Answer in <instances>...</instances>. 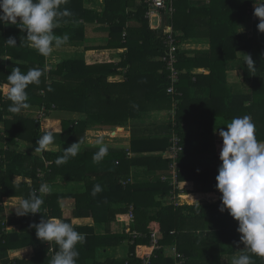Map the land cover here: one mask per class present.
<instances>
[{"label": "trees", "instance_id": "16d2710c", "mask_svg": "<svg viewBox=\"0 0 264 264\" xmlns=\"http://www.w3.org/2000/svg\"><path fill=\"white\" fill-rule=\"evenodd\" d=\"M86 1L61 4V10L71 15L61 19L54 33L67 34L69 40L62 46L75 50L64 51L59 60L50 61L52 66H48L50 55L28 46L26 33L16 25L0 24V123L4 125L0 139L6 145L0 150V264H49L59 251L55 242L41 241L30 227L40 222V213L21 217L13 205H6L7 198H27L33 189L43 196L41 211L46 218L70 223L63 217L60 201L73 196L74 215L94 219L95 226L74 227L86 234V243L77 245V264H143L147 254L152 256L150 264H176L170 252L174 246L184 255L183 264H231L245 247L239 243L238 221L227 210L219 211L221 201L191 203L198 196L189 194L186 182L194 183L192 191L219 192L216 176L222 161L215 135L233 118L249 116L257 140L264 142V33L257 28L255 0H212L202 8L193 3L203 0H174L172 16L165 15V28L173 24L179 46L175 64L179 79L173 95L167 90L171 73L162 60L167 35L164 28L150 27L144 0H104L93 8L85 6ZM195 11L201 14L192 15ZM88 29L105 32V40L93 44ZM9 37L18 45L8 46ZM197 38H208L210 49L193 53L182 48L184 42ZM118 49L123 51L110 57L88 53ZM246 55L252 57L255 71L249 72L244 64ZM113 58L119 61L114 63ZM17 67L23 73L31 68L44 72L39 85L26 89L36 118L27 109L8 111L7 75ZM237 71L240 81L229 79ZM118 75H123L121 82L109 81ZM43 107L45 115L40 116ZM153 112H165L167 118L157 116L145 126L136 122ZM53 118L62 124L61 132H53V146L58 148L34 152L36 141L48 132L43 129L45 119H50L49 127L56 123ZM130 125V147L108 148L101 161H94L98 147H86L87 132L95 126ZM174 138L181 139L184 147L177 159L180 187L171 183L173 160L164 155ZM78 140V155L58 165L63 149ZM23 142L31 148L23 151ZM163 175L168 179L163 180ZM18 177L22 180L16 182ZM58 179L83 184L84 191L74 195L51 191L50 184ZM42 183L49 188L46 194L38 191ZM96 185L101 190L93 195ZM116 224L120 228L115 229ZM154 231L158 244L152 243ZM26 247L33 249L30 259L10 257V251ZM120 247L126 249L125 255L106 254L100 260L99 251ZM248 254L253 264H264V257Z\"/></svg>", "mask_w": 264, "mask_h": 264}, {"label": "clouds", "instance_id": "9594fccd", "mask_svg": "<svg viewBox=\"0 0 264 264\" xmlns=\"http://www.w3.org/2000/svg\"><path fill=\"white\" fill-rule=\"evenodd\" d=\"M67 0H0V24L16 25L26 33L28 46L43 56H49L54 48H59L68 40L67 34L58 36L54 29L63 17L70 16L60 6ZM254 15L259 18L258 30L264 33V0H255ZM163 26V25H162ZM155 30V29H154ZM11 47L17 46V40L9 37L5 40ZM182 48L185 46L182 44ZM244 64L249 72L255 71L254 61L250 55ZM44 72L40 68H31L27 73L14 68L7 75L9 83L8 100L11 101L8 111L20 113L28 109L29 97L26 89L31 85H39ZM51 90V89H49ZM226 129L218 128L222 138L220 160L216 176L217 189L221 193L220 212L225 210L238 221L237 231L241 234L239 243L244 244V251L234 257L231 264H253L251 255L264 257V142H259L255 135V124L249 116L235 117L226 125ZM52 131L45 132L36 141L34 152L42 153L54 145ZM99 145L93 159L101 161L108 154V147L103 138L95 141ZM80 141L63 149L58 157V165L66 163L78 155ZM101 190L99 185L93 189V195ZM39 193L46 194L49 188L41 184ZM44 204L42 195L33 189L27 198H22L15 209L17 216H29L40 213L42 218L38 224H32L36 237L41 241L55 242L59 251L51 258L49 264H77L79 251L77 245L86 243V234L79 233L71 223L58 218H46L41 209Z\"/></svg>", "mask_w": 264, "mask_h": 264}, {"label": "crops", "instance_id": "0c3cea01", "mask_svg": "<svg viewBox=\"0 0 264 264\" xmlns=\"http://www.w3.org/2000/svg\"><path fill=\"white\" fill-rule=\"evenodd\" d=\"M212 0H203V1H196L194 4L195 7H199L202 8L204 5H210ZM202 5V6H201ZM255 6V4H254ZM199 15L201 14L199 11H195L194 13H192V15ZM196 21H199V19H197L195 17ZM195 27V26H194ZM205 29H203L202 33H205ZM197 32H201L200 30H198ZM185 46V50H190L191 52L194 53V51H201V50H209L210 49V42L208 41V38H197L196 41H187L183 43ZM65 51H69V48H74L71 46H63ZM75 50V49H74ZM100 51H105V50H99V51H91L94 54H99L98 52ZM108 51H114V50H108ZM123 50L119 49L116 50L114 52H122ZM64 52V51H62ZM241 72L237 71L236 73H232L229 75V79H231L232 81H240L241 79ZM236 77V80L234 79ZM123 75H118V76H110L109 77V81L111 82H121L123 80ZM69 115V113H67ZM161 115V113L158 112H153L150 115H146L145 117H143L140 121H136L139 122L142 126H145L147 123H151V121L155 118H157V116ZM153 118V119H152ZM50 120V119H49ZM58 120V119H54ZM61 121V119H59ZM137 124V123H136ZM59 128L57 130H52L50 129V131L52 132H61L62 131V124L60 122L59 124ZM131 125L130 126H124V127H119L117 129H111V128H100L99 126H95L92 127L88 132V136H87V141L86 143H84L86 145V147H99V145L95 144V141L97 139L103 138V142L104 145H106L108 148H129L130 144H131ZM224 130H227L226 128H224ZM215 139H216V150L218 155H220L221 152V148H222V138L219 136L218 132L215 135ZM57 146H52L50 147V149H57ZM146 155V154H145ZM159 172H155V174L157 175ZM152 175V174H151ZM150 175V176H151ZM21 177H18L16 179V182L21 181ZM187 186H189L190 190L192 193H189L191 195H197L198 199H195V203H210V202H218L221 201L220 197H221V193L220 192H197V191H192L195 189V185L192 182H186ZM50 190H54V191H58L62 194H66V195H74L75 193L78 192H83L85 186L83 184L80 183H75V182H69V181H62L60 179H58L57 182L50 184ZM183 187V186H182ZM183 193L179 194L182 195ZM178 195V196H179ZM10 200L12 202V204H19L20 199L22 198H7L6 200ZM61 204V208L63 210V217L70 219V223L74 226V227H86V226H95V222L94 219L92 217L89 216H83V217H77L74 215V210H75V198L73 196L70 197H64L61 199L60 201ZM121 220V218H120ZM115 229L120 228L119 224H116ZM125 248L120 247L118 250H114L113 248L109 249V251H99V257L100 260H103L105 258L106 254H110V255H114L116 257L119 256H123L125 255ZM21 253L22 256H18L16 254ZM103 253V254H102ZM10 257L12 258H27L30 259L34 252L33 249L31 247H26L20 250H12L9 252ZM16 255L17 257L13 256ZM238 254H235V257Z\"/></svg>", "mask_w": 264, "mask_h": 264}, {"label": "built area", "instance_id": "2783aa9c", "mask_svg": "<svg viewBox=\"0 0 264 264\" xmlns=\"http://www.w3.org/2000/svg\"><path fill=\"white\" fill-rule=\"evenodd\" d=\"M89 1V0H88ZM104 2V0H102ZM91 2V1H90ZM92 3H94V0H92ZM144 3L148 5V10L146 12V17L150 20V27L152 29L158 30L160 28H164L165 34L167 35V39L165 40V44L167 46L165 54L162 56V60L167 63V68L170 70V77H171V85L168 87V93L175 94L176 88L175 83L179 79V71L177 70L175 64L178 61L177 58V51H178V44L175 38L174 34V27L173 24L169 23L167 27L165 28V15L169 14L171 15L174 12V0H144ZM172 16V15H171ZM164 18V20H163ZM157 19V24L154 23V20ZM163 25V26H162ZM44 107L39 111L40 116L45 115ZM49 131V129H46ZM184 150L183 145L181 144V139L174 138L172 146L168 149V151L164 154L165 156L171 158L173 160L171 164L170 169V179L171 183L175 185L176 187H180V183L178 180V168H177V159L180 153ZM163 180H167L168 176L163 175ZM30 181V180H29ZM31 182V181H30ZM130 217H134L133 213V206L130 207ZM152 243L158 244L159 241V235L156 231L151 233ZM170 253L172 256H174L176 259V264H183L185 263V257L183 254L178 252L176 247H172L170 249ZM151 254H147L144 258L143 264H150L151 261ZM180 260V261H179Z\"/></svg>", "mask_w": 264, "mask_h": 264}, {"label": "rangeland", "instance_id": "374dc122", "mask_svg": "<svg viewBox=\"0 0 264 264\" xmlns=\"http://www.w3.org/2000/svg\"><path fill=\"white\" fill-rule=\"evenodd\" d=\"M101 3L103 4V1L102 0H94V3H92V1L90 2V1L87 0L86 3H84V5L87 6V7H89V8H93V7H95V5H99V4L101 5ZM154 23L157 24V19L154 20ZM88 31H89V33L87 34L88 37L95 40V41L93 40L94 41V42H92L93 44H95V45L101 44V42H103L105 40V37H104L106 35L105 32H102L101 30H99V31H92L90 29H88ZM74 49L75 48H69V51H74ZM62 51H65L63 46H61L59 48H54L53 52L50 54L51 57H50V60L48 62V66H52V64H51L50 61H56V60H59L60 59V55H62L64 53ZM88 53L91 54L92 52L89 51ZM98 53H99V55H101V54H108L109 57H110L112 54L113 55H118V53H121V52H114V51L112 52V51L105 50V51H100ZM113 59L115 61L114 63H116V62L119 61L118 58H113ZM107 61H110V60H107ZM231 79H233V78H231ZM234 79L236 80V77ZM36 112H37V110L36 109L32 110V108H28L26 110V113H31V115H33L32 118H36L37 117ZM62 115L63 116H68V114H65V113H63ZM54 116L55 117H60V113H55ZM166 118H167V114L164 112L161 115H159V117L157 119H166ZM47 120H49V119H47ZM47 120L45 119V121L43 123V125H44L43 129L44 128L45 129L48 128L49 131H50V129H52V130L60 129L59 128V126H60L59 124H60L61 121L59 119L54 121V122H56L55 125L49 126V127L46 126ZM3 131H4V125L2 123H0V136L2 135ZM25 144L26 143H24V142L22 143V146H23V149L22 150L23 151L29 150L31 148L30 145H25ZM4 148H6L5 142L0 139V150L1 149H4ZM147 176L149 177L150 175H147ZM147 176L145 177L144 175H142L143 178L144 177L145 178H148ZM187 189H189V188H187ZM176 201L177 202L179 201L178 198L176 199ZM12 202L8 199V200H6V205L10 206V204H12ZM185 202H187V201H185ZM191 203H195V202H191ZM17 206H18V204H13V207L14 208H16ZM16 255L22 256L21 253H18ZM16 255H13V256L17 257Z\"/></svg>", "mask_w": 264, "mask_h": 264}, {"label": "water", "instance_id": "95a60500", "mask_svg": "<svg viewBox=\"0 0 264 264\" xmlns=\"http://www.w3.org/2000/svg\"><path fill=\"white\" fill-rule=\"evenodd\" d=\"M163 20H164V18H163Z\"/></svg>", "mask_w": 264, "mask_h": 264}]
</instances>
